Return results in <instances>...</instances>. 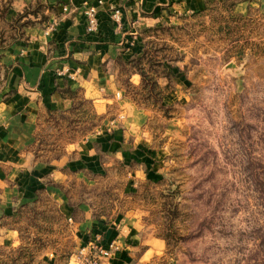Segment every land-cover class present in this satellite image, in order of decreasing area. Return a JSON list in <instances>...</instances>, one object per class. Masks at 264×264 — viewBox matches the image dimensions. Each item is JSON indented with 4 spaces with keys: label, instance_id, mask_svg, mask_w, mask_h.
<instances>
[{
    "label": "rangeland",
    "instance_id": "1",
    "mask_svg": "<svg viewBox=\"0 0 264 264\" xmlns=\"http://www.w3.org/2000/svg\"><path fill=\"white\" fill-rule=\"evenodd\" d=\"M206 2L208 10L179 13L174 23L159 26L182 30L158 37L148 32L158 26H149L128 34L102 63L120 96L101 112L82 89L69 88L88 104L66 120L47 112L69 108L39 104L32 141L22 154L30 167L46 170L43 186L30 202L12 200L13 210L1 217L0 264L15 257L27 264L30 253V264H85L93 253L78 229L86 212L114 226L126 225L117 217L138 226L113 240L132 264H264V0ZM88 6L84 0H0V37L9 47L30 33L49 56L60 23L82 16ZM18 14L23 17L14 22ZM110 16L120 23V9L112 8ZM27 20L32 24L22 36L9 41ZM157 49L163 67H174L173 77L167 80L158 68L153 76L160 100L144 103L140 77L129 74L126 64ZM167 54L178 61H165ZM66 56L72 57L69 51ZM66 88H57L60 97H67ZM121 98L127 101L121 104ZM71 121L79 122L74 133ZM94 138L119 150L101 151V140ZM82 155L102 169L68 165ZM8 187L0 181V208ZM39 211L46 218L34 220ZM7 230L16 233L18 246L3 244ZM20 247L27 251L11 253ZM112 257L99 262L111 264Z\"/></svg>",
    "mask_w": 264,
    "mask_h": 264
},
{
    "label": "crops",
    "instance_id": "2",
    "mask_svg": "<svg viewBox=\"0 0 264 264\" xmlns=\"http://www.w3.org/2000/svg\"><path fill=\"white\" fill-rule=\"evenodd\" d=\"M84 1L94 6L97 11L96 32L85 33L86 20L82 15L74 17L73 21L68 18L60 23L54 38L56 48L49 56L46 45L36 40L30 33L18 41L15 40L16 42L9 47L2 48L4 51L0 54V164H2L0 181L3 183L7 180L11 187L3 193L7 201L4 202L3 208H0V219L13 210L12 200H17V203L30 202L34 199L36 189L43 186L42 178L46 170L30 167L29 156L22 154V150L32 141L31 134L39 104L42 103L48 109L61 111L70 108V100L61 98L57 93V88L67 87L71 90L82 89L85 97L91 99L101 112V109L106 107V102L114 101L120 96L112 76L102 70V63L116 55V49L123 47L124 41L132 36L128 34H138L140 30L149 26L159 27L174 23L172 19L179 13L206 11L210 8L206 0ZM80 3L74 1V5ZM112 8L120 9L119 24L110 16ZM68 51L71 53V59H66ZM171 69L173 71L174 67ZM70 74L75 75L68 78ZM121 100V104L127 101L125 98ZM97 139L102 141L98 142L101 144V151L109 152L113 149L114 143L109 144L103 138H94L92 141L95 142ZM114 149L119 150L117 144ZM79 150L82 151L81 148ZM81 158L82 160L68 165L102 169L96 161L86 163L85 155ZM32 174L39 175L36 177ZM28 175L32 178L28 179ZM109 222L93 220L86 212V220L78 229L85 233L86 242L89 240L101 245H107L117 238H124L127 233L138 230L135 223L124 221L120 217H117L115 222L126 225L114 226ZM1 238L5 239V243L2 242L4 245L18 246L14 231L3 232ZM11 239L12 241H8ZM110 263L132 264V259L126 251H118Z\"/></svg>",
    "mask_w": 264,
    "mask_h": 264
},
{
    "label": "trees",
    "instance_id": "3",
    "mask_svg": "<svg viewBox=\"0 0 264 264\" xmlns=\"http://www.w3.org/2000/svg\"><path fill=\"white\" fill-rule=\"evenodd\" d=\"M204 13L205 12H199V13H196L195 15L199 16V15H202ZM35 16H36V14H35ZM22 17H23L22 14H18L17 18L14 19V22H16L17 20H19ZM2 23L6 24L4 22V20H2ZM31 24H32V22L27 20L26 22H23L22 24L17 26V28H15L16 31L14 32V34L9 36V38H8L9 41L13 42L16 39H18L19 37H21L22 33H23L22 29L30 26ZM179 30H182V28L181 27H166L165 26V27H157V28H154L152 30H148V32H153V33H155V35L158 36V34L163 35L164 32H169V34H170V33H173L174 31H179ZM169 34H168V36H169ZM158 37H160V36H158ZM4 42H5V40L3 39V37H0V48L1 49L7 46V44L4 45ZM163 50H166L167 52H170V53L172 51V53H173L174 49L169 47V46H165V48H163ZM159 51L160 50H158V49L155 50L153 52L154 55H150V54H148L147 51H144L142 53V55L133 58L132 60L128 61L126 64L128 67L129 74H137L140 77L141 83H140V89L139 90H141L144 93L143 96L145 97L144 99H146L145 100L146 102H144V103H147V102L149 103V102H151L150 100L155 101V102L160 100V98L159 99L157 98V100H156V96L159 97V95H160V90L158 89V85L154 81V76H153V75L157 74L156 71L158 68L163 69V71H164L163 74L164 73L166 74L165 78L167 80H170L173 77L172 70L163 67L161 60L157 59V54ZM168 55L169 54H167V56L165 58H163L165 61H167L169 63H173V62L178 61V59L169 58ZM156 89H158L159 92H157ZM66 91H67L68 95L65 99H68L71 102V106H70L69 110L64 111V112L48 111L47 112L48 114H50V115L55 114V115L59 116L60 118H62V119L64 118L66 120L70 116L74 117L76 115L77 111H79L80 109H83L84 105H86V103L88 104V101L84 100L83 98L78 97V92L71 91L69 88H66ZM153 96L155 98H153ZM61 97L64 98L63 96H61ZM87 117H89L88 113H87ZM76 124L78 125L79 122L76 123L75 121H71V123H70V126H74V128H72V131H71L72 133H74L76 130V127H75V126H77ZM75 139L76 138H74V136H73L71 139H69V141H74ZM33 206L35 207V205H33ZM34 207L32 208L33 210H34ZM26 208H30V206L26 205V206L21 207L18 210H15L13 212L11 218L12 219L18 218L21 215V213L23 212V210H25ZM42 218H46L44 211L43 212L39 211V212L35 213L34 220H40ZM19 233L21 235V231H19ZM21 239L23 241V237H21ZM33 239L38 243L41 242L40 239H37V238H33ZM26 251H27V248L20 247L19 249L15 250V251H11V253L21 254V252H26ZM30 254H31V256H29L27 264H30L32 262V259L34 258V255L32 256V253H30ZM11 262L13 264L15 262H16V264H18V259H16V257H15V259L11 260Z\"/></svg>",
    "mask_w": 264,
    "mask_h": 264
},
{
    "label": "built area",
    "instance_id": "4",
    "mask_svg": "<svg viewBox=\"0 0 264 264\" xmlns=\"http://www.w3.org/2000/svg\"><path fill=\"white\" fill-rule=\"evenodd\" d=\"M97 11L94 6H88L85 8L83 15L86 20V30L88 32H93L97 28ZM113 18L118 21L119 20V11H115ZM77 73V72H76ZM75 73V74H76ZM75 74L68 75V78H73ZM90 250H93L92 254H87L84 258L83 262L85 264H101L99 261L101 259L108 260L113 254L118 252L119 246L117 243L110 242L107 245H101L99 243L90 242L88 244ZM82 253V252H81Z\"/></svg>",
    "mask_w": 264,
    "mask_h": 264
}]
</instances>
